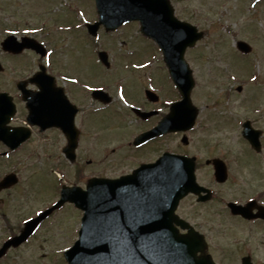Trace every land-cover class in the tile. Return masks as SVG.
Segmentation results:
<instances>
[{"label":"flooded vegetation","instance_id":"1","mask_svg":"<svg viewBox=\"0 0 264 264\" xmlns=\"http://www.w3.org/2000/svg\"><path fill=\"white\" fill-rule=\"evenodd\" d=\"M23 36H30L42 42L47 49V56L33 57L31 49H21L17 53L9 52L4 49L5 43L0 41V264H65L63 234L58 228L54 232L57 222L55 217L62 213L64 207L40 221L30 234H22V231L27 221L35 219L49 207L48 190L46 193L44 185L47 181L48 163H55L51 168L55 167L62 174L59 181L55 179L52 183V192H56L59 183L63 185V176L66 177L62 170L63 164L68 162L65 147L69 142H74L75 160L70 166L74 168L72 173L76 182L66 184L79 185L80 179L83 180L81 168L78 166L80 146L95 145L100 137L111 143L109 145L105 142L106 147L101 151V156H104L102 158L104 170L105 168L114 170L120 166L119 164L133 161L130 170L110 176L112 178L129 174L141 164L153 163L164 153H177L193 158L197 177L203 165L208 168L212 177L213 166L206 164L207 160L216 158L223 161L226 165L227 180L209 187L210 203L219 196L220 201L215 202L224 215L229 216L223 215L222 220L230 219L229 221L234 223H219L217 228L218 234L227 233L229 227L232 232L231 242L223 244L218 241L215 246L221 251L222 257H217L213 243L193 221L201 220V215L182 213L181 205L184 202L194 206L204 205L198 202V196L189 194L184 198L177 208V213L207 241V246L204 244L206 248L198 252L197 256L210 255L216 264H242L247 257L252 264H264V261L255 259L256 253L264 249V241L253 240L257 231L264 237V219L231 217V212L227 208L230 202L244 206L251 200L256 202L254 209L258 206L264 207V180H261L263 189L260 188L252 194L236 192L234 197L231 194L226 195L228 199L221 197L222 193L216 191L215 187L227 184L230 178H233L232 173L236 178L237 172L230 166V162L233 161L231 158L236 152L233 147L221 145L219 151L206 153L204 159H199V154L190 150L193 146L199 150V146L205 144L203 136L199 134L207 130L209 125L201 122L200 111L189 130L167 132L147 138L138 146L134 145L135 138L157 127L171 112V104L180 99L167 73L161 78L159 74L153 72L151 69L153 67L143 69L142 79H134L133 85L130 86L131 89H135V94L130 96L125 94L122 83L110 79L114 85L116 98L120 99L117 106L114 104L113 94L108 91L110 84L96 85V80L89 76L61 72L63 67L55 63L57 61L55 58L48 56L49 49L41 34L30 32L28 35H20L19 39ZM162 80L165 82L163 86L160 83ZM97 89L101 90L98 96L95 94ZM138 95L140 96L137 97ZM251 114L241 122L239 116L231 115L225 119L226 124L222 126L234 127L236 137L233 140L241 141L250 148L249 144L240 138L243 123L249 121L255 130L261 131L260 140L263 147L264 126L262 128L260 124L262 120L264 121V110H254ZM96 117L103 118L106 122L101 128L104 130L100 132L102 135L100 133L97 135ZM176 141L178 145H175ZM112 142L117 143L112 145ZM252 155L259 157L258 161H261L262 154ZM90 162L88 159L86 163ZM41 166L44 170L38 174V168ZM207 168H204L206 172ZM93 176L106 175L93 172L84 175V181ZM56 193L59 197V190ZM253 212L256 213V210ZM77 230L78 224L75 222L72 234H67L66 237L73 239L77 235ZM179 232L187 234L189 230L179 228Z\"/></svg>","mask_w":264,"mask_h":264},{"label":"rangeland","instance_id":"2","mask_svg":"<svg viewBox=\"0 0 264 264\" xmlns=\"http://www.w3.org/2000/svg\"><path fill=\"white\" fill-rule=\"evenodd\" d=\"M170 1L176 16L180 20L191 23L204 33V37L196 43V48L188 49L185 53V60L189 64L195 80L193 97L196 98L192 100L201 112V122L209 125L207 130L199 134L203 136L205 144L199 146V150L194 146L190 150L199 154V159H204L206 153L219 151L221 145L233 147L236 154L232 156L231 160L233 161L230 162V166L237 172L236 178L232 173L233 178H230V181L225 185H216L215 190L222 193L221 197H226L229 194L234 197L236 192L252 194L254 191L260 190L261 180H264V160L260 157L262 163H259L257 157H254L251 151L246 149L247 146L243 142L233 140L236 137L234 127L222 125L226 124L225 119L227 120L231 115L239 116L241 122L244 118L250 117L254 109L264 110V1ZM88 20L90 23L97 20L92 1L0 0V41L7 35L6 31L38 32V35H42L43 40L52 51L50 57L55 58L57 60L55 63L61 64L63 67L61 72L89 76L96 80V85L110 84L108 91L113 94L114 104L117 106H119V101L110 79L122 83L125 94L130 96L135 94V89L130 88L133 85V80L142 79L141 74L144 71L139 70L140 67H153L151 68L153 72L164 78L167 71L160 61L159 52L152 42L145 41L143 36L141 37L136 24H128L115 33H109L110 35L104 34L103 30L99 31V36L93 43L80 23ZM62 25H67L68 31L57 28ZM239 40L251 47L249 55H241L236 50L235 43ZM100 50L108 53L109 70L100 66L94 59ZM33 57L38 56L33 54ZM160 83L161 86L165 85L163 80ZM239 86L242 88L240 93L236 91ZM216 116L220 121L219 123H213L217 118ZM223 118L224 120H222ZM105 123L103 118L96 117L97 135L104 131L101 128ZM263 126L264 121L262 120L260 127L263 128ZM99 139L97 144L90 147L80 146L78 166L83 175L80 184L86 182L84 175L95 172L114 176L130 170L133 166H131L133 161H129L128 164H119L117 169L107 170L105 168L104 170L102 159L104 156H101V151L106 147V143L109 145L111 143L105 141L103 137ZM116 143L112 142V145ZM175 145H178L177 141ZM88 159L91 160L90 164L86 163ZM203 162L204 160H202V164ZM52 164L55 163H48L46 166L47 181L44 183L46 193L48 190V203L55 197L51 191L52 182L55 181L50 170ZM63 166L62 170L66 175V177L64 176L65 182H76L72 173L74 168H71L68 162H65ZM204 168L207 167L202 166L201 171L198 172V178L204 185L213 186L215 182L212 181L208 168L207 172ZM43 170V166L39 167L38 174ZM218 198L220 199L217 196V199L213 200L212 203L210 201L207 204L197 206L184 202L181 208L184 215L187 213L201 215V220L193 221L213 243L215 254L221 258L222 253L215 248L216 244L218 241L227 244L233 239L230 227L227 230L228 234L219 232L220 235L217 228L219 223H234L229 221L230 219L228 221L222 220L224 219V212L219 209L220 206L217 202L220 200ZM71 208L64 209L58 215L55 223L54 232L58 228L63 234V247H70L73 243L70 241L72 239H68L70 237H66L67 234H72L71 230L74 229L77 217L74 213L75 210ZM253 240L254 242H263L264 237L257 231L254 233ZM255 259L264 261V249L256 253Z\"/></svg>","mask_w":264,"mask_h":264},{"label":"water","instance_id":"3","mask_svg":"<svg viewBox=\"0 0 264 264\" xmlns=\"http://www.w3.org/2000/svg\"><path fill=\"white\" fill-rule=\"evenodd\" d=\"M95 3L99 20L89 26L91 34L96 33L99 25L112 30L137 20L141 32L154 39L163 51L183 100L173 106L172 116L164 120L169 125L160 128V133L189 128L195 117L188 100L193 83L183 53L202 34L194 26L175 19L167 0H95ZM4 43V49L9 51L31 48L44 54L42 47L32 40L18 45L8 38ZM237 47L243 52L250 50L243 42H238ZM99 57L106 63L104 52ZM249 134L246 128L243 135ZM72 147L69 145L67 152ZM220 176L217 169L216 177L221 179ZM189 192L199 193L192 167L174 156L162 157L155 164L142 166L116 180L93 179L85 191L63 189L54 208L69 201L83 211L79 240L65 253L68 264H210L195 260L196 252L202 248L196 238L179 236L172 227L173 211ZM249 210L236 207L233 212L249 215Z\"/></svg>","mask_w":264,"mask_h":264}]
</instances>
